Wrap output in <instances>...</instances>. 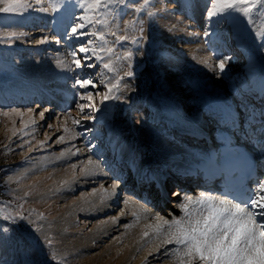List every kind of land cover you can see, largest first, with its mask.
<instances>
[{
	"label": "rangeland",
	"instance_id": "374dc122",
	"mask_svg": "<svg viewBox=\"0 0 264 264\" xmlns=\"http://www.w3.org/2000/svg\"><path fill=\"white\" fill-rule=\"evenodd\" d=\"M184 1L150 0V4L145 11L136 13L133 9L140 7L143 4V0H131V6L129 8H124L123 5H120L114 9L116 19L120 22L121 28L124 27L125 21L139 22V20H143V39L140 41L139 47L136 44H132L130 41L125 42L123 47L115 45V56H113V60H115L116 56H124L129 51L133 53V56L130 59L121 60L117 63V67L120 68L119 74L124 76V73L127 71H132L135 75L133 77L124 76V79L121 82V90L123 92L122 100L109 102L108 107L112 109L115 108L114 110L116 111L114 115H112L111 125L115 127H119L118 124L120 123L128 125L130 132L124 134L123 137H130L136 145L139 143L146 144L147 142L155 145L161 144L159 147L166 149L169 148L170 145L174 144V142L171 141V139L174 140L173 137H179V140L181 141L185 140L183 132H179V135L177 133H172L162 121L160 123L155 122L154 115L151 112L152 109L148 107L146 102L153 101L155 103L161 97H169L168 99L171 101L180 102L181 109L185 110H189L190 108H193L194 105H197L198 109H194L193 112H190L189 114H195V118L200 119L202 122L204 121L206 125L208 124L207 122L209 117L207 113L203 110V107L199 108V105L202 103H199L197 100L198 105L195 102L196 96L194 94H192V97H195H193V101H190L187 98V92L194 93L193 88H191L193 85H191L189 81H194L195 83L200 82V80H197L200 78L198 77L200 73L199 67L193 64L191 61L192 58L185 53L177 51V55L173 54L172 51L168 49V44L166 43L168 41L169 43H175L176 45L182 44L179 43L182 39L171 38L172 35H175L174 28H176V26H178L179 29H182L186 27L185 25L188 22L192 23L195 27L197 26L194 20L195 18H193L192 15L185 14L183 11ZM30 2L35 4L36 0H30ZM54 2L55 0H42V5L44 7H49L50 4H53ZM204 7L205 8L201 12L202 22L206 20L205 11L206 8L209 7L208 1ZM192 10H194V8ZM60 11L62 12L63 8H61ZM147 11L156 12V17L154 19L150 18L146 14ZM254 11H260V9L258 8ZM79 14L80 10L77 9V15ZM56 15H59V13H52L51 11L49 13L30 11L26 13L23 18L0 14V37L10 32L25 34L13 38L11 41L0 39V108L5 109L6 111L9 109H19L20 113L23 114V121L28 122L30 120H35L37 122L35 131H33V126L31 125L29 128L24 129L20 113L10 112L8 115L0 113V207L7 205V211L13 215L22 212L24 215L29 216V219L34 221L36 225H39L42 228L40 233H36L26 222L21 221L18 224H14L12 221L5 220L3 215H0V264H59L60 257H63V264H89L88 261L84 260L86 253L102 254L109 246V242L116 237V233L112 232L106 237L98 238L93 241V246L86 253L81 254L80 257L77 256L79 253H74L71 248H67L63 244L62 236L59 235L57 237V232L53 231L55 227L60 228L61 225L57 224V226H55V221H47V218L51 216L53 217L55 212H57V209L61 207V201L45 202L44 197L37 196L35 190L29 191L31 192V195H25L26 192L22 189L24 184L27 182V176L25 173H27L30 169H39L38 166L49 162L47 159H53V163L55 161V171L62 167L57 157L65 147H61L60 145L57 146L56 140L63 132L61 131V121L55 124L54 116L59 117L57 112H61L62 114L67 113L64 116L66 118L68 116V109L66 106L67 104L64 105V103H61L62 97L58 89L54 87L57 86L58 82V80L56 81V73L54 75V72L52 71V73L47 72V74L46 71H48V69H53L52 63H55L58 60L65 63L70 62L73 58L71 53L73 51V47L76 46V42L73 41V47H70L67 42V38L63 35H59L60 43H55L53 38L58 36V31L52 22V17ZM108 19L112 20V16H109ZM181 20L185 25L181 23ZM203 23L205 24L206 22ZM222 24L224 25V28L222 27ZM222 24L212 26L216 33L220 32L223 36L224 48L221 50V56L231 57V54L234 55L236 52L238 55H241V58L235 57L226 63L229 65L234 64V62L245 58L247 56L246 54H248L246 52L251 51L252 48L253 50L257 48L258 53H255L261 58L258 69L263 70L264 38L260 37L258 32H260L261 29L264 30V16L256 17L253 25H248L246 22L241 23L239 21L232 23L225 21ZM236 24H241V28L239 30H242V33H239V37L241 41L245 42L244 47H238V43L234 39L235 33L237 32L234 31L233 25ZM205 25L203 27L204 29ZM188 27L189 30H192L190 25H187V28ZM169 29H172V31H169ZM112 31H116L115 24L112 25ZM125 34L129 37L139 38L141 36V33L137 31L136 28H129L126 33L124 31L118 32V35ZM44 37H47L50 42L36 44L37 41ZM93 39L95 40L96 38L93 37ZM113 40L114 37L108 36L109 46H111ZM249 41H251V43H249ZM99 43L100 42L97 41V44ZM226 47L228 49H226ZM211 48L212 47H209V49ZM101 53H99L101 56H106V53ZM44 62L46 63L44 64ZM94 62L97 63L98 68H102L100 61ZM49 64H51V66ZM58 67V69L63 68L62 65ZM238 70L240 71V69H235V71L231 72L232 74L228 76H225L223 73L222 78L219 81L220 83L222 82V85H218L219 82L216 81L214 75L209 76L212 78V82L216 84V86H219V89L215 92L212 91L214 90V87H211L210 90L207 89L206 91L210 94L213 92L219 94L221 92L224 96L226 95V98L228 97L227 99L230 98L229 100L233 104H237L239 106L241 105L242 107L247 108L254 99H252V94H250V96L245 95L241 97V94H243L245 89H243V85L248 81V75L243 74L244 72L239 75L237 73ZM88 71L91 72L94 70L90 69ZM65 72L66 75H69L64 77L63 81L65 80L68 86H72L76 72H70L68 70H65ZM225 72H227V69ZM108 75L114 74L109 73ZM99 78L100 77H97V79ZM36 82L39 84L33 85ZM69 82H71V84ZM203 82H205V80H203ZM44 86H47V88ZM189 89L190 91H188ZM104 90L105 89L103 87L99 89L101 92ZM194 90L195 93H197V90ZM46 91H49L52 94L50 93V97L47 101L45 100L41 102L42 99L38 96L43 95ZM131 95L138 96L136 98V100L139 101L138 105L130 104ZM152 95L154 96L152 97ZM99 99L100 98L97 97L98 102ZM202 99L203 103L206 102L205 95ZM258 101V105L264 104V101ZM29 108H33L35 110L30 113L27 111ZM44 108H48L50 111L45 113L44 119H41L39 112ZM145 109L146 111H144ZM75 110L80 113L76 107ZM80 114L83 115L82 113ZM128 116L129 118H127ZM140 117H142V119ZM59 118L62 119L61 116ZM139 123L141 124L139 125ZM49 124L52 125L51 128L47 126ZM98 125V127H94H97L100 131L104 132L105 129L102 125ZM147 126L148 128H146ZM53 128H55L57 132L55 135L54 132H52ZM14 129H24V131H27L30 134L23 136V132H17L14 135ZM153 135L155 137H153ZM21 137H23V139H21ZM48 137H51V139L49 140ZM44 140H47V145L41 149L39 142ZM24 141H29L30 143L25 144ZM93 143L94 142L92 141L90 144ZM99 145H103L101 140ZM76 146L79 149L83 147L81 146V142H77ZM107 154L109 155L106 151L98 153L97 159L101 162L103 161L102 163L104 164L108 158ZM84 156L86 157H84V159H87L90 154H85ZM76 161L77 160L73 158L67 162L68 164H72ZM78 172L79 168H76L75 174ZM36 173H38V171ZM120 181L122 182V180ZM55 182L56 181H54L51 190L64 186L62 185V181ZM110 184L111 181L105 184V186H110ZM174 184L176 185V183ZM95 187L96 183L94 185L84 184L82 188H75L72 196L76 199L81 192L86 191L87 193H90ZM141 192H143V190H141ZM171 192L172 191H169V193ZM169 193L168 195H170ZM20 205H23V207L21 208ZM55 205L57 206L55 207ZM117 207L118 206L111 210L110 213L96 215L93 219L86 218L89 222L86 223V227L83 228V231L90 232L91 220V223H94L105 219L109 220L111 216L113 217L114 215H119L120 209ZM40 214H43V218H41ZM77 215L75 216L76 221L81 224L85 220V216H83L84 214L81 215L79 213H77ZM53 218L54 220L57 219L55 217ZM4 229H7V231H4ZM76 235L79 236L80 234H75L74 236ZM45 238L51 239L54 242L51 247L46 245ZM146 241L151 243L152 248L154 240L151 238L149 240L147 238ZM123 243V240L118 242V249L124 245ZM159 243L160 241L155 240V244L159 245ZM167 247L172 248L173 245H168ZM53 251L57 254L56 260L50 259L49 256L45 255V253L50 254ZM163 252L164 249L161 253ZM139 255L140 252L137 251L135 257H138ZM160 257L161 258L156 259L155 261L151 258L144 259L141 264H145V261H147V264H165V262H171L170 258L163 257L161 255ZM132 258L133 260H130L128 264L134 263V257Z\"/></svg>",
	"mask_w": 264,
	"mask_h": 264
},
{
	"label": "bare ground",
	"instance_id": "6f19581e",
	"mask_svg": "<svg viewBox=\"0 0 264 264\" xmlns=\"http://www.w3.org/2000/svg\"><path fill=\"white\" fill-rule=\"evenodd\" d=\"M207 1L208 0L184 1L183 11L185 12V14L192 15L193 18H195L194 20L197 26L195 27L194 25H192V23L189 22L185 25L181 20V23L186 27L179 29V27L176 26V28H174L175 35H172L171 38L182 39V41L180 40L179 42L182 44L176 45L175 43H169L168 41L166 43L168 44V49L172 51L173 54L177 55V51H181L192 58L191 61L193 62V64L199 67L200 73L198 77L200 78H198L197 80H200V82L195 83L194 81H189V83L193 85V87L191 88H193L194 93L187 92V98L190 101H193L195 97L193 96V98L192 94H194L196 96V101H194L196 103L198 101L199 103H202L200 105L198 103L197 104L199 105V108L203 107V110H205L209 117L207 123H211V125L207 124V126L209 125L208 127H210V129L208 128L207 132L208 136L210 137V141L215 143L218 142L216 140H220L221 142L226 141L228 143H238L242 145H248L250 148H256L259 143V132L257 130L264 126V104L260 107H258L257 105L258 100L264 101V69H258L261 58L258 54H256L258 53V49L255 48L253 50L252 48L253 51L251 50L249 52H246L248 54H246L247 56L242 60L234 62V64L231 65L226 63L225 70L227 69V72H223L225 76H228L232 74L231 72L235 71V69H240V71L238 70L237 72L239 75H241L243 72V74L248 75V81L243 85V89H245L243 91V94H241V97L245 95L250 96V94H252V99L254 100L249 104L250 106L248 105L247 108H244L241 105H235L229 100L230 98L227 99L228 97L226 98V95L224 96L223 93H215L217 89H219L218 85H222V82L220 83L219 81L221 80L223 74L220 73L217 68V60L220 58V56H217L216 53L219 52L220 54H222L221 50L222 48H224V40L222 33H216L213 30L211 22H207L205 23V25L203 22H206V20L203 22L201 20V12L205 8L204 6ZM193 8L194 10H192ZM187 25H190L192 30H189V27L187 28ZM204 25L205 29L203 28ZM222 27L224 28V25ZM206 28L210 33V35L207 37L203 36V32L206 30ZM233 28L234 31L237 32L234 36L235 41H237L238 43L237 46L244 47L245 42L241 41L239 37V33H242V30H239L241 28V24L233 25ZM249 43H251V41H249ZM209 47L212 48L209 49ZM227 47L226 49L229 48ZM235 57L241 58V55H238L237 52L234 55L231 54V59H234ZM203 60H207L208 63L213 66V68H216V71L210 70L205 64L201 63V61ZM45 63L46 62H44V64ZM49 65L51 66V64ZM52 65L53 69H48L46 73H52V71L54 72V75L56 73V81L58 80V82L57 86L54 87L58 89L62 97L61 103H64V105L67 104L66 106L68 109V113H71V117L82 118L84 114L81 115L80 113H78V111L76 112L74 104V92L78 90L73 89V84L72 86H68L66 84V81H63L64 77L68 76L69 74L66 75L65 68L58 69V66H60L61 64H58L57 61L55 63H52ZM213 75L216 81L219 82L217 86L212 82V78L209 77ZM203 80H205V82H203ZM69 83L71 84V82ZM38 84L39 83L36 82L33 85ZM44 87L47 88V86ZM211 87H214V90L212 91L215 92L210 94L206 90H210ZM194 89L197 90V93H195ZM49 91H46V93H44L43 95L38 96L42 99L41 102L45 100L47 101L49 99L51 93ZM188 91H190V89ZM204 95H208L210 101H206L203 103L202 97H204ZM153 96L154 95H152V97ZM137 97V95L132 96L130 98V104L138 105L139 101L136 100ZM168 98L169 97H161L155 103L153 101L146 102L148 104V107L152 109L151 112L154 115L155 122L160 123L162 121L163 124L166 125L172 133H177L179 135V132H183L186 136L189 137H193L196 133H199L203 130L202 126H206V123L204 121L202 122L198 118H195V114H189L190 112H193L194 109H198L197 105H194L193 108H190L189 110H185L181 109L180 102L171 101ZM97 104H99L98 101ZM114 109L108 108L106 114L96 113L98 119L96 121L89 120L84 125L85 127H90L93 130L90 133H86L85 136H78L74 140H69V137L75 135L77 132L82 131V129L72 123V120L70 119L71 117L67 116V119L64 117L67 113L62 114L61 112H57L59 114V117L61 116L62 119H57V116H54L55 124L61 121V131L63 132L61 135H64L65 140L68 141L67 144L56 143V145H60L61 147H68L72 144L76 146L77 142H81V146H83L81 148V152L83 154L80 156L71 157V159L74 158L75 160H77L75 163L78 165L80 160L86 161V159H84L85 154H90L93 159L98 160V153H103L104 151H106L107 153H109V155L107 154L108 158L106 160V163H104L105 165L102 163L103 161L101 162L105 175L97 176L94 179L90 180H84L82 178L79 181L71 183V188H69L67 185H64L62 187L51 190L54 181L59 182L68 180L72 182L73 171H76V169L73 170L71 164H68V162L65 163V161L59 160V163H61L62 167H60L59 170L55 171V161L53 163V159H47L49 162L38 166L39 169H30L27 171V173H25L27 176V182L24 184L22 189L26 193L35 190L36 195L43 196L45 202H57L58 200L61 201V207L57 209V212H55V215L53 216L57 219L54 220L52 216L49 218H45H47V221H55V226H57V224L61 225L60 228L55 227L53 231L57 232V237L59 235L62 236L63 244L67 248H71L74 253H79L77 255L79 257L81 254L86 253L93 246V241L101 237H106L112 232L116 233V237L112 239L111 242H109V246L103 251L102 254L86 253L84 260L88 261L89 264H128L130 260H133L132 257H134L133 264H141L144 259L148 258H151L153 261H155L156 259L161 258L160 254L156 252L158 244H155L154 240L153 247L151 248V243H149V241H146L147 238L150 240V237L141 239L143 231L146 230L145 225L154 223V216L157 213L162 218H166L168 220H171L173 216L178 217L182 215L181 210L177 207V205L181 202L182 195L178 197H172L171 195H168L169 191H178L182 194L189 193L192 195H195L198 191H205L199 185L197 186H199L200 188L196 186L192 189L190 187L188 188L185 183V179H177V174L178 171H180L178 169H180V166H182L181 164L186 165L188 172H191L193 174L198 173L197 164L202 158L205 157L207 149L202 141L200 142V139H197L196 143L192 144L188 142V137L187 139L185 138L184 141H181L179 140V137L176 138L173 136L172 137L174 140L171 139V141L174 142V144L172 143L173 145H170V147L166 149L159 147V145L161 144L155 145L153 143L150 144L147 142L146 144L139 143L136 145L134 144L135 142L130 139V137H123L124 134L130 132V130L128 129V125H125L124 123L118 124L119 127L111 125V120L113 117L112 115H114V113L116 112ZM144 111H146V109ZM127 118H129V116ZM140 118L142 119V117ZM65 123L66 126L72 131L68 133L64 132ZM98 124H100V126L102 125V127L105 129L104 132L100 131L97 128L99 126ZM140 124L141 123H139V125ZM146 128H148V126ZM52 130L51 131L54 132L55 135L57 133L55 128H53ZM204 134L206 135V133ZM256 135H258V138H256ZM153 137L155 136L153 135ZM200 137H202V135H200ZM194 138L196 137H193L192 141L194 140ZM100 140L103 142L102 146L99 145ZM92 141L94 142L93 144H95L96 147L92 149L91 152H89L87 149ZM258 152L262 153L261 150H259ZM77 168H79V172L76 174V176H79L80 166H78ZM37 171L38 173H36ZM120 180H122V182ZM110 181L111 184L115 181L119 185L118 195L113 200H106L101 203V197L104 195V192L102 189H100V185L102 184L104 188H107L109 191H111V184L110 186H105V184L109 183ZM168 181L170 182L167 183ZM95 183V188L97 189V192L95 194H93L91 190L90 193H87L86 191L81 192V194L76 199L72 196L75 188H82L84 184L94 185ZM174 183H176V185ZM141 190H143V192H141ZM125 199H130L132 203L125 206L122 203ZM137 205L148 209L149 214L147 215V218H145L142 214L141 219L137 223H135V226L133 227H124L125 224L132 222L134 219L131 215H126L125 217H121L119 219V223H113L111 218L109 220L105 219L94 223H91V220L90 232L83 231V228L86 227V223L89 222V220L87 221V219H93L94 217H96V215L110 213L111 210H113L116 206H118L117 208L120 209V211L130 213ZM56 206L57 205H55V207ZM77 213L81 215L84 214L83 216H85V220L83 219L84 221L81 224L76 221L75 216L77 215ZM118 216L119 215H114L113 217ZM75 234L80 235L74 236ZM121 240L124 241V245L120 249H118L117 245ZM162 250L163 248L160 249V253L162 252ZM137 251L140 252V255L138 257H135ZM153 257L158 258L154 259ZM165 264H174V261L171 259V262H165Z\"/></svg>",
	"mask_w": 264,
	"mask_h": 264
},
{
	"label": "snow or ice",
	"instance_id": "6c2138e0",
	"mask_svg": "<svg viewBox=\"0 0 264 264\" xmlns=\"http://www.w3.org/2000/svg\"><path fill=\"white\" fill-rule=\"evenodd\" d=\"M149 4L150 0H143V4L133 10L140 13L145 11ZM120 5L129 8L131 0H55L49 7H44L42 0H36L35 4L30 0H0V14L23 18L30 11L59 13V15L52 17V22L58 31V36L53 38L55 43H60L59 35L67 38L70 47H73V41L76 42L71 53L72 60L68 63L57 61L66 70L76 72L72 87L79 90L74 92V104L79 112L84 114L82 118H79L71 117V113H68L72 123L82 129V131L70 136L69 140L90 133L93 129L85 127V123L89 120L96 121L98 119L96 113L106 114L109 102L122 100L121 82L124 76L133 77L135 75L134 72L127 71L124 76H121L119 74L120 68L117 67L119 61L128 60L133 56L131 51L124 56H116L115 60H113V56H115V45L123 47L125 42L130 41L139 47L140 41L143 39V20L141 19L139 22L125 21L124 27L121 28V24L114 13V9ZM208 5L209 7L205 11L206 23L211 22L212 26H218L225 21L229 23L239 21L253 25L256 17L264 16V0H208ZM61 8H63L62 12L60 11ZM258 8L260 11H254ZM77 9L80 10L79 15H77ZM146 14L153 19L157 15L156 12L152 11H147ZM109 16H112V20L108 19ZM113 24H115L116 31H112ZM129 28H136L141 36L137 38L129 37L127 34L118 35L119 31L126 33ZM22 35L25 34L10 32L0 39L11 41L13 38ZM209 35L210 33L206 29L203 36ZM258 35L264 38V30H261ZM108 36L114 37L111 46L108 43ZM93 37L96 39L94 40ZM97 41L100 43L97 44ZM49 42L47 37L37 41V43ZM101 52L106 53V56H101L99 54ZM216 55L221 56L219 52ZM230 59V56H221L217 60V68L220 73L225 71L226 62ZM94 61H100L102 68H98ZM201 63L210 70L216 71V68H213L207 60H203ZM90 69L94 71H88ZM109 73L114 75H108ZM97 77L100 78L97 79ZM101 87L105 89L103 92L99 91ZM97 97L100 98L99 104H97ZM34 110L29 108L27 111L31 113ZM49 111L48 108L41 110L39 112L41 119H44L45 113ZM10 112L20 113V110L9 109L6 111L0 108V113L4 115H8ZM20 115L24 129L31 125L35 131L37 122L35 120L25 122L23 121V114L20 113ZM47 126L52 127L50 124ZM24 129H14L13 133L15 135L17 132H23V136L29 135L30 133ZM70 131L72 130L65 123L64 132ZM257 131L259 132V147L264 148V126ZM48 139L50 140L51 137ZM56 142L59 144L68 143L64 135L58 136ZM24 143L30 142L24 141ZM39 145L41 149L44 148L47 145V140L40 141ZM95 147V144H89L87 150L91 152ZM82 154L81 149L72 144L65 147L57 159L67 162L71 157ZM78 166H80L79 176H76L75 171H73L72 182L65 180L62 181V185L71 188V183L82 178L90 180L105 175L101 161L93 159L92 156H88L86 161L80 160L79 165L71 164L73 170ZM110 187L111 191L104 188L102 184L100 185V189L104 192L101 203L117 197L119 185L114 181ZM96 192L97 189L93 188L92 193L95 194ZM25 195H31V192ZM170 195L172 197L182 195L181 202L177 205L182 215L173 216L171 220H168L162 218L158 213L155 214V222L145 225L146 230L141 236V239L150 237L152 240L160 241L156 248L158 254L172 259L174 264H264V179L256 180L243 196L230 190H225L222 194L198 191L195 195L172 191ZM122 203L127 206L132 201L125 199ZM7 207V205L0 207V215H3L5 220L12 221L14 224L23 221L34 232H41V226L36 225L34 221L29 219V216L22 212L13 215L7 211ZM20 207L22 208L23 205ZM142 214L147 218L149 210L137 205L130 213L120 211L119 216L111 217V220L113 223H119L121 217L131 215L134 218L133 221L124 225L125 228H130L135 226ZM40 215L43 218V214ZM45 242L48 247L54 243L47 238H45ZM168 245H173V247L168 248ZM161 248L164 249L163 253H160ZM45 255L49 256L50 259H57V254L54 251L50 254L45 253ZM59 264H63V257L59 258Z\"/></svg>",
	"mask_w": 264,
	"mask_h": 264
},
{
	"label": "water",
	"instance_id": "95a60500",
	"mask_svg": "<svg viewBox=\"0 0 264 264\" xmlns=\"http://www.w3.org/2000/svg\"><path fill=\"white\" fill-rule=\"evenodd\" d=\"M205 99H206V101H209L210 100L209 97H208V95H205Z\"/></svg>",
	"mask_w": 264,
	"mask_h": 264
}]
</instances>
